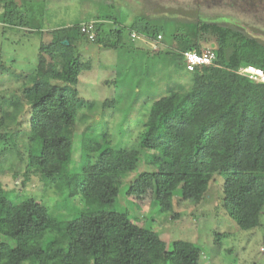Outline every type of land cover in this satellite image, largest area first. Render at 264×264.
Masks as SVG:
<instances>
[{
    "label": "trees",
    "instance_id": "1",
    "mask_svg": "<svg viewBox=\"0 0 264 264\" xmlns=\"http://www.w3.org/2000/svg\"><path fill=\"white\" fill-rule=\"evenodd\" d=\"M0 7L1 24L38 30L37 25L29 24L27 12L16 0H0ZM95 18V39L82 32L80 37L103 48L127 46L125 30L148 41L166 33L162 26L151 24L146 14L135 15L127 25L116 17L97 14ZM183 26L175 32L171 45L154 51L165 55L171 65H182L192 75L191 81L160 84L139 106L137 101L134 109L128 104L129 110L140 108L136 126L141 131L127 147H113L115 137L108 120L100 127L98 138L92 135L99 122L88 124L89 118L96 119L87 114L93 103L80 96L78 88L45 81L36 71L9 74L20 82L16 90L21 98L14 97L17 93L0 96V141L10 144L14 156L3 160L8 150L5 145L0 151V172L6 163H20L27 178L36 174L41 180L58 178L70 187L76 184L84 209L76 218L60 221L33 196L11 199L0 180V233L15 241L0 240V264H203L201 250L194 254L187 241L174 240L166 249L165 241L126 233L123 218L130 209L106 208L119 201L122 189L126 188L123 194L131 195L144 186L168 209L173 205L177 178L223 176L221 205L227 214L244 230L261 224L264 83L236 70L245 64L264 69V39L235 24L207 18L184 21ZM63 43L60 74L78 84L80 74L92 69L91 62L82 60L70 42ZM207 48L215 51V62L188 71L183 52ZM3 69L0 63V74ZM115 81H120L119 76ZM134 93L142 94L135 89ZM108 103L106 99L104 105ZM25 112L27 123L21 129L19 120ZM82 122L87 123L83 129ZM78 131L79 141L74 136ZM75 145H79L78 157ZM143 150L151 170L136 166ZM59 230L68 236L65 248L55 242ZM216 238L219 240L218 235Z\"/></svg>",
    "mask_w": 264,
    "mask_h": 264
},
{
    "label": "rangeland",
    "instance_id": "2",
    "mask_svg": "<svg viewBox=\"0 0 264 264\" xmlns=\"http://www.w3.org/2000/svg\"><path fill=\"white\" fill-rule=\"evenodd\" d=\"M16 1L27 12L29 24L37 25L38 30L35 32L0 23V63L4 67L3 74H0V96L9 97L17 93L20 82L12 76L10 78L9 74L21 71H36L45 81L68 88L76 87L80 96L93 103L87 114L94 115L96 119L89 118L88 124L95 121L99 124L97 132L92 135L98 138L104 121H110L115 148L129 146L132 136L135 137L141 131L136 126V121L141 119L140 108L132 111L128 109V104L132 103L134 109L135 101L139 106L160 84L171 80L188 83L192 75L182 65H171L164 59L165 55H157L153 43L144 37L138 36L133 43L128 30H125L124 38L127 46L118 50L103 48L93 41L82 39L79 27L82 22L98 21L95 16L100 14L109 19L116 17L123 22L122 25H127L135 15L146 14L151 24L165 29V35L158 43L161 49L172 44L175 32L184 29V21L200 18L235 24L264 39V5L259 4L254 6L255 11L246 12L236 2L207 3L204 0ZM64 41L70 42L82 60L89 59L92 65L91 70L80 74L78 84L65 80L60 74ZM117 76L121 82L115 81ZM134 89L141 90L142 94L135 96ZM14 97L21 98V94L17 93ZM106 99L109 102L107 106L104 105ZM25 113L19 120L21 129L27 123L28 113ZM80 124L83 129L87 123ZM74 136L79 141L81 131ZM5 145L8 150H5ZM9 145L0 141V151L5 150L3 160L14 158ZM145 153L143 150L136 164L141 171L151 170L144 159ZM75 154L76 157L81 155L79 145H75ZM74 161L79 164L77 158ZM5 165V170L0 172V180L11 199L33 196L46 205L49 215L65 222L76 218L83 211L84 203L75 192L76 184L70 187L58 178L41 180L36 174H30L27 178L23 164L12 166L9 162ZM223 182L224 177L219 174L177 178L173 205L168 209L158 204L154 192L147 187L141 186L131 195L123 194L125 188L121 191L119 201L106 208L130 209L129 215L123 218L126 233L136 232L144 237L165 241L166 249L170 248L174 240L187 241L194 254L199 252L198 249L201 250L203 264H264V210L258 227L250 230L238 227L221 205ZM262 183L264 185V178ZM0 240L10 244L15 242L1 233ZM55 242L65 248L68 236L59 230Z\"/></svg>",
    "mask_w": 264,
    "mask_h": 264
},
{
    "label": "built area",
    "instance_id": "3",
    "mask_svg": "<svg viewBox=\"0 0 264 264\" xmlns=\"http://www.w3.org/2000/svg\"><path fill=\"white\" fill-rule=\"evenodd\" d=\"M96 23H98V21L90 20V21L82 22L80 25L81 32L87 34L91 40H94L96 37ZM130 36L132 40H135L140 35L137 34L136 32H132ZM161 38H162V34L158 36V40L151 41L153 43V48L155 50L159 49L158 43ZM183 56L186 64V69L188 71H193L198 66L211 65L217 59V55L215 51L210 48L204 49L202 52H197L192 50L184 51ZM236 72L239 75L244 76L254 82L264 83V69L258 66L252 64H245L240 66L236 70ZM262 249L264 251V248Z\"/></svg>",
    "mask_w": 264,
    "mask_h": 264
},
{
    "label": "flooded vegetation",
    "instance_id": "4",
    "mask_svg": "<svg viewBox=\"0 0 264 264\" xmlns=\"http://www.w3.org/2000/svg\"><path fill=\"white\" fill-rule=\"evenodd\" d=\"M207 3L209 2H232L237 5L240 4V9L244 10L247 12H252L255 11V7L257 4L259 5H264V0H204Z\"/></svg>",
    "mask_w": 264,
    "mask_h": 264
},
{
    "label": "crops",
    "instance_id": "5",
    "mask_svg": "<svg viewBox=\"0 0 264 264\" xmlns=\"http://www.w3.org/2000/svg\"><path fill=\"white\" fill-rule=\"evenodd\" d=\"M80 79V78H79ZM80 82V81H79Z\"/></svg>",
    "mask_w": 264,
    "mask_h": 264
},
{
    "label": "water",
    "instance_id": "6",
    "mask_svg": "<svg viewBox=\"0 0 264 264\" xmlns=\"http://www.w3.org/2000/svg\"><path fill=\"white\" fill-rule=\"evenodd\" d=\"M213 46H214V44H213Z\"/></svg>",
    "mask_w": 264,
    "mask_h": 264
}]
</instances>
